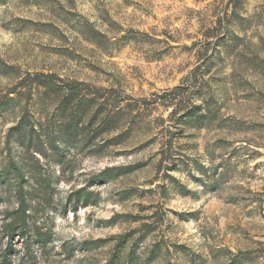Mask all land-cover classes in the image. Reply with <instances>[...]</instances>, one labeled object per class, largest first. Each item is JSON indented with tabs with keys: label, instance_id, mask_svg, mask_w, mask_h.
I'll return each instance as SVG.
<instances>
[{
	"label": "rangeland",
	"instance_id": "obj_1",
	"mask_svg": "<svg viewBox=\"0 0 264 264\" xmlns=\"http://www.w3.org/2000/svg\"><path fill=\"white\" fill-rule=\"evenodd\" d=\"M0 264H264V0H0Z\"/></svg>",
	"mask_w": 264,
	"mask_h": 264
},
{
	"label": "trees",
	"instance_id": "obj_2",
	"mask_svg": "<svg viewBox=\"0 0 264 264\" xmlns=\"http://www.w3.org/2000/svg\"><path fill=\"white\" fill-rule=\"evenodd\" d=\"M37 78H42L43 79V81L41 82V80H39V85H41V83H48V85H57L58 83H61V82H63V79L62 78H60L59 76H56V75H54V74H48V75H40V77L38 76ZM37 81V80H36ZM79 84H81L80 82H78V81H75V82H67V84L66 85H68V86H70V88L73 90V89H75V87L74 86H76V85H79ZM66 85H64V86H66ZM104 93L105 91H100L99 93ZM24 124H26V125H28V124H30L27 120H23L22 119V121H21V124L19 125V126H16L15 128H13L14 130H18V131H20V130H22L23 129V126H24ZM32 134H34V132H32ZM32 137H34V135L32 136ZM88 200H85V202H87ZM27 210H23L22 211V217H21V221L25 224V223H27L26 222V220H27Z\"/></svg>",
	"mask_w": 264,
	"mask_h": 264
}]
</instances>
